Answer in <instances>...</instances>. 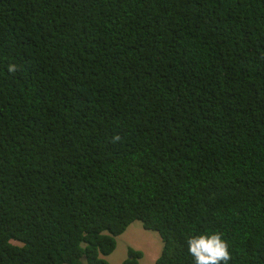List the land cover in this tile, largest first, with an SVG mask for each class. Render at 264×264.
I'll use <instances>...</instances> for the list:
<instances>
[{"label":"trees","instance_id":"1","mask_svg":"<svg viewBox=\"0 0 264 264\" xmlns=\"http://www.w3.org/2000/svg\"><path fill=\"white\" fill-rule=\"evenodd\" d=\"M132 222L154 264H264V0H0V264H108Z\"/></svg>","mask_w":264,"mask_h":264},{"label":"rangeland","instance_id":"2","mask_svg":"<svg viewBox=\"0 0 264 264\" xmlns=\"http://www.w3.org/2000/svg\"><path fill=\"white\" fill-rule=\"evenodd\" d=\"M114 240V250L104 258L108 264H121L126 259L129 248L141 253L138 264H154L161 250L158 235L143 230L139 222H132Z\"/></svg>","mask_w":264,"mask_h":264},{"label":"clouds","instance_id":"3","mask_svg":"<svg viewBox=\"0 0 264 264\" xmlns=\"http://www.w3.org/2000/svg\"><path fill=\"white\" fill-rule=\"evenodd\" d=\"M16 69L15 64L9 66L10 72H15ZM187 244L189 254L194 258V264H229L231 255L228 243L219 233L192 236L187 240Z\"/></svg>","mask_w":264,"mask_h":264}]
</instances>
